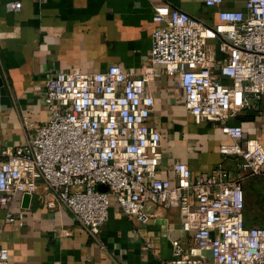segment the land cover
Wrapping results in <instances>:
<instances>
[{
	"label": "built area",
	"instance_id": "2783aa9c",
	"mask_svg": "<svg viewBox=\"0 0 264 264\" xmlns=\"http://www.w3.org/2000/svg\"><path fill=\"white\" fill-rule=\"evenodd\" d=\"M22 1L7 7L18 10ZM204 2L218 9L215 23L181 9L155 12L149 65L140 70L114 64L103 72H50L46 120L35 125L22 117L25 143L0 150L6 222L23 225V209L11 206L27 194L49 210L65 209L103 248L100 234L113 200L141 223L149 221L151 203L176 205L191 245L172 240V256L158 264H264V226L246 224L243 191L245 181L264 176V144L229 123L236 111L264 104V0ZM227 2L242 8H226ZM158 67L179 79L195 123L219 127L228 140L219 153L222 161L235 159L234 168L220 163L193 177L181 166L176 182L157 175L163 136L148 122L154 98L147 85ZM8 261L0 245V264Z\"/></svg>",
	"mask_w": 264,
	"mask_h": 264
},
{
	"label": "crops",
	"instance_id": "0c3cea01",
	"mask_svg": "<svg viewBox=\"0 0 264 264\" xmlns=\"http://www.w3.org/2000/svg\"><path fill=\"white\" fill-rule=\"evenodd\" d=\"M12 1L0 0V150L25 143L22 117L35 125L46 120L50 72H103L114 64L140 70L149 65L157 10L181 9L207 23H215L218 13L204 0H23L20 9L10 10ZM224 7L242 8L231 2ZM156 71L147 88L154 98L148 122L163 136L157 175L176 182L181 166L193 177L206 176L220 163L234 168L235 159L222 161L219 153L228 141L219 127L195 123L179 79L161 67ZM229 123L242 125L244 138L264 144V104L236 111ZM22 203L17 198L11 206L23 209L22 226L6 222L7 208L0 207V245L9 251L8 264H158L172 256V240L185 249L191 245L176 205L151 203V217L141 223L122 214L113 200L100 234L102 248L65 209L49 210L35 197L26 208Z\"/></svg>",
	"mask_w": 264,
	"mask_h": 264
},
{
	"label": "rangeland",
	"instance_id": "374dc122",
	"mask_svg": "<svg viewBox=\"0 0 264 264\" xmlns=\"http://www.w3.org/2000/svg\"><path fill=\"white\" fill-rule=\"evenodd\" d=\"M255 180L256 186L244 191L245 214L252 218L253 225L264 226V176Z\"/></svg>",
	"mask_w": 264,
	"mask_h": 264
},
{
	"label": "trees",
	"instance_id": "16d2710c",
	"mask_svg": "<svg viewBox=\"0 0 264 264\" xmlns=\"http://www.w3.org/2000/svg\"><path fill=\"white\" fill-rule=\"evenodd\" d=\"M258 178H260V177L253 178L247 184H243V191L250 190L253 188V186H256V183H255L256 180L255 179H258ZM245 222H246V224H253L252 218L247 216L246 214H245Z\"/></svg>",
	"mask_w": 264,
	"mask_h": 264
},
{
	"label": "water",
	"instance_id": "95a60500",
	"mask_svg": "<svg viewBox=\"0 0 264 264\" xmlns=\"http://www.w3.org/2000/svg\"><path fill=\"white\" fill-rule=\"evenodd\" d=\"M99 189L100 190H102V191H106V187H104V186H99ZM29 202H30V196L29 195H24V197H23V203H22V205H23V207H28L29 206ZM209 256H211V252H208L207 253Z\"/></svg>",
	"mask_w": 264,
	"mask_h": 264
}]
</instances>
